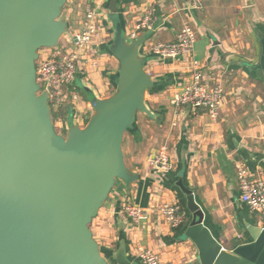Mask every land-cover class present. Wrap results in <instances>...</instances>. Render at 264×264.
<instances>
[{
	"label": "crops",
	"instance_id": "0c3cea01",
	"mask_svg": "<svg viewBox=\"0 0 264 264\" xmlns=\"http://www.w3.org/2000/svg\"><path fill=\"white\" fill-rule=\"evenodd\" d=\"M107 2L69 0L70 7L64 12L69 27L60 48L73 46L71 35L80 28L89 7L101 12L98 23L102 28L88 51L92 62L80 65L74 84L66 89L69 101L57 111V124L66 131L70 116L83 127L92 114L78 81L100 98L115 91L119 62L110 53L113 24ZM83 4L88 6L84 12L78 8ZM119 6L128 32L147 8L154 12L156 27L140 33L145 42L139 52L148 59L147 72L165 84L146 94L152 114H143L142 119L137 115L135 127L124 141L126 165L138 175L137 180L130 185L121 181L90 225L103 255L112 259L124 240L128 258L138 264L143 249L159 253L161 264H195L196 247L184 238L191 216L177 185L179 179L193 190L205 212V224L224 249L232 250V244L239 241L249 242L246 225H262L264 218L240 200L237 165H244L254 176L264 175V98L255 90L264 81L252 69L261 52L259 34L264 35V0H203L200 8H194L190 0H121ZM185 24L194 28L203 48L200 63L205 79L224 86V104L217 119L205 108L183 107L175 112L171 98L190 79V59L161 60L152 52L155 41L175 40ZM163 146L172 159L168 171L150 164ZM165 202L182 206L181 227L172 228L156 210ZM126 203L147 209L149 217L134 222L123 211Z\"/></svg>",
	"mask_w": 264,
	"mask_h": 264
},
{
	"label": "water",
	"instance_id": "95a60500",
	"mask_svg": "<svg viewBox=\"0 0 264 264\" xmlns=\"http://www.w3.org/2000/svg\"><path fill=\"white\" fill-rule=\"evenodd\" d=\"M68 0H0V264H138L121 240L112 259L103 255L90 225L117 182L138 175L126 165L123 142L138 112L152 114L146 94L164 84L146 70L145 37L131 39L119 2L108 0L113 24L110 53L118 62L112 95L100 98L78 81L92 107L85 126L69 117L59 134L46 90L37 82L40 50L55 48L69 23ZM252 66L264 81V35ZM191 220L184 238L195 264H264V222L247 224L250 241L226 250L205 224V212L183 179Z\"/></svg>",
	"mask_w": 264,
	"mask_h": 264
},
{
	"label": "built area",
	"instance_id": "2783aa9c",
	"mask_svg": "<svg viewBox=\"0 0 264 264\" xmlns=\"http://www.w3.org/2000/svg\"><path fill=\"white\" fill-rule=\"evenodd\" d=\"M203 0H190L194 8H200ZM101 12L98 8H88L81 26L71 35L70 48H43L37 61V82L41 91L46 90L52 111H61L67 103V86L74 84L80 65L84 61L92 62L88 51L99 34L98 23ZM156 27L154 12L147 8L134 29L128 32L131 39L140 37V33ZM197 36L194 28L185 24L175 40L156 42L152 52L161 60L189 57L190 79L185 82L171 98L175 112L183 107L205 108L213 119L220 115L224 104L225 89L220 82L210 83L205 79L201 63L194 57V45ZM62 121V120H60ZM153 168L168 171L172 168V159L167 146L161 147L150 159ZM237 180L240 200L255 214L264 218V175L254 176L242 165H237ZM156 210L172 228H179L184 222L182 206L175 203H162ZM123 211L136 223L149 217L147 209L133 203H126ZM141 264H161V256L154 250L143 249L139 253Z\"/></svg>",
	"mask_w": 264,
	"mask_h": 264
},
{
	"label": "rangeland",
	"instance_id": "374dc122",
	"mask_svg": "<svg viewBox=\"0 0 264 264\" xmlns=\"http://www.w3.org/2000/svg\"><path fill=\"white\" fill-rule=\"evenodd\" d=\"M70 4L71 3H69V0L67 1V3L65 4V6L63 7V10H62V15L64 16V12H66L67 10H68V8L70 7ZM88 6L87 5H81L80 7H78V8H80L81 9V11L82 12H84L85 11V9L87 8ZM90 8V7H89ZM99 30L102 32V28H101V26H99ZM62 42H61V45H64L65 44V40L63 39V40H61ZM156 42H159V41H155V43ZM67 45V44H66ZM57 47H60V45L59 46H57ZM56 47V48H57ZM62 47V46H61ZM203 50V48H200V46H199V39L198 40H196V43H195V45H194V53L196 54V56H195V58H196V60H198L199 62H201L202 60V53H201V51ZM256 92H258V93H260L261 95H262V97L264 98V86H262V85H260V86H258L256 89ZM143 114H145V113H143V112H138V116H139V119H142V117L144 116ZM52 117H53V121H54V124H55V128H56V130H57V132L59 133V134H62V135H67V131L65 130V128H62L61 127V125H59V124H57V111H52ZM88 119H89V116H88ZM88 119H87V121H88ZM135 127V126H134ZM133 131V129H131V130H129V131H127L126 132V134H125V138H124V141H125V139H127V136H129L130 135V133ZM128 140V139H127ZM124 143L125 142H123V145H124ZM120 183H121V181L119 180L118 182H117V184H116V186L115 187H120ZM115 189V188H114ZM107 201H109V200H107Z\"/></svg>",
	"mask_w": 264,
	"mask_h": 264
},
{
	"label": "trees",
	"instance_id": "16d2710c",
	"mask_svg": "<svg viewBox=\"0 0 264 264\" xmlns=\"http://www.w3.org/2000/svg\"><path fill=\"white\" fill-rule=\"evenodd\" d=\"M164 84H165V82H164ZM164 84H162V85L159 86V87L153 88L151 91L156 90V89H161V88L164 86ZM181 226H182V225H181ZM181 226H180V227H181Z\"/></svg>",
	"mask_w": 264,
	"mask_h": 264
}]
</instances>
